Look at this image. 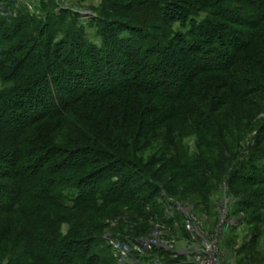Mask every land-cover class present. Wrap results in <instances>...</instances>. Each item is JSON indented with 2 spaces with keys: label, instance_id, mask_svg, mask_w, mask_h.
I'll return each instance as SVG.
<instances>
[{
  "label": "trees",
  "instance_id": "16d2710c",
  "mask_svg": "<svg viewBox=\"0 0 264 264\" xmlns=\"http://www.w3.org/2000/svg\"><path fill=\"white\" fill-rule=\"evenodd\" d=\"M122 1L105 0V11L134 21L129 9L145 6L144 19L158 23L145 25L148 31L137 38L130 36L140 31L134 25L95 17L103 30L109 27L114 33L108 36L118 41L116 48L108 38L102 48L86 42L83 28L58 29L59 21L72 14L68 9L55 17L35 18L32 24L27 15H8L6 7L0 8V132L6 141H0V264H120L109 235L122 241L146 235L106 233L108 223L91 215L97 203L115 206V211L128 206L169 222L167 215L150 208L160 187L142 174L139 161L118 156L109 138L102 136L103 128L114 123V110H125L129 122V111L143 107L145 102L139 108L131 103L133 94L158 99L140 117L136 131L152 142L149 132L162 119L174 113L204 114L202 103L218 91H201L199 101L188 94L202 74L230 71L220 93L225 101L255 105L264 93V81L241 68L245 54L264 68V0H244L250 4H239L246 8L238 6L243 16L231 15L232 0L220 5L216 0ZM198 7L207 11L206 18L194 22L189 34L172 33L171 24L194 21L191 16ZM71 22L76 25V20ZM58 32L63 35L59 41ZM235 66L240 74L231 71ZM6 81L14 84L5 86ZM94 81L99 84L93 86ZM155 112L158 120L148 124ZM186 156L182 167L192 171L191 161L198 160ZM18 215L21 227L16 226ZM64 223L69 225L66 234L61 231ZM162 254L154 247L136 257L153 263V258L163 260Z\"/></svg>",
  "mask_w": 264,
  "mask_h": 264
},
{
  "label": "rangeland",
  "instance_id": "374dc122",
  "mask_svg": "<svg viewBox=\"0 0 264 264\" xmlns=\"http://www.w3.org/2000/svg\"><path fill=\"white\" fill-rule=\"evenodd\" d=\"M9 1L6 4L0 0V8L6 7L8 15H27V21L31 18L32 24H35V18L55 17L60 14L61 9L72 11L74 15L69 14L67 18L63 17V21H59L58 29L61 26L64 30L74 27L82 32L83 28L84 40L100 48L107 44V38L108 41L112 40L108 43H113L114 48L119 45L116 44L118 41H113L114 33L109 27L103 30L101 22L93 21L95 17L120 19L124 23H130L140 30L138 34H130L137 38H141L148 31L146 26L158 23L156 19L145 20V6L129 9L130 15L136 16L134 21L124 15L113 16L105 11V0H12L14 4H9ZM216 2L220 5L224 0ZM121 3L128 4L129 1L124 0ZM225 3L229 5L227 3L230 2ZM232 3V16L241 15L238 11L239 4H250L244 0H232ZM151 8L148 7L149 12ZM244 9L246 8L240 6L239 10ZM198 10L191 16L194 21L184 25L180 22L171 24L172 33L189 34L193 23H200L208 15L202 8ZM157 14L160 15L158 11ZM71 20H76V25ZM235 29L240 27L235 26ZM260 32V46L263 47L264 31L263 34L262 30ZM110 34L113 36L109 38ZM62 37L61 32L55 35L57 41ZM45 40L44 38L43 41ZM160 40L164 42L165 38ZM122 56L125 57L124 54ZM260 57L256 58L259 60ZM243 59L241 68L246 67L243 73H255L264 81V68L261 65L255 66L257 61L249 60L246 54ZM101 67L104 68L103 65ZM239 70L235 66L231 71L239 73ZM229 73L230 71H221L200 75L188 93L193 95L194 100L200 99L201 91H218V94L211 98L209 96L202 103L204 114L198 117L189 112L174 113L171 118L162 119L161 123L156 124L158 128L149 132L152 142H147V138L143 140L136 131L141 128L140 117L144 112L147 113V108L153 104L156 106L158 99L133 94L130 101L136 108L141 103L145 104L138 111L134 108L129 111V122L125 119V110H114V118L111 119L114 123L104 125L108 129L103 128V139L109 138L114 147L112 151L117 152L118 156L139 161L140 170L144 172L142 174H146L149 182L160 187L158 195L150 203V208L152 206L160 214L167 215L169 222L162 223L156 217H146L142 213L128 210V206H122L119 211H115V206L97 203L92 206L91 215L108 223L105 227L106 233L116 231L139 236L140 232H144L142 235L146 236L137 239L160 241L161 244L156 246L163 252V260L160 262L166 261L167 264H264V93L257 96L258 103H254L255 105L237 99L225 101L220 93L225 89L224 82L228 80ZM1 83L0 81V87ZM13 84V81L5 82V86ZM96 84H99L98 81H94L93 86ZM114 101L110 99L108 102L114 106L113 109L116 108ZM158 115L156 112L152 113L148 116L147 123L157 121ZM0 141L6 142L1 132ZM186 155L191 160H198L191 161L194 165L193 172L189 167H182L187 161ZM142 174H139L141 181ZM20 221L23 220L18 215L16 226H22ZM68 229L67 223L61 226L63 234ZM14 233L18 234V227ZM165 241L170 247L162 245ZM202 256L203 262L200 263L199 258Z\"/></svg>",
  "mask_w": 264,
  "mask_h": 264
},
{
  "label": "built area",
  "instance_id": "2783aa9c",
  "mask_svg": "<svg viewBox=\"0 0 264 264\" xmlns=\"http://www.w3.org/2000/svg\"><path fill=\"white\" fill-rule=\"evenodd\" d=\"M109 241L112 244L114 254L118 258V262L120 264H167L165 263L166 261L160 262L161 259L159 258H154L153 263H150L146 259H140L136 257V254L144 255L146 252L151 251L154 247L161 244L159 243L160 241L149 239L122 241L120 239L111 237V235H109ZM163 244L167 247H170L169 245H167L166 241L162 243V245ZM199 259L198 260L200 261V263L203 262V256Z\"/></svg>",
  "mask_w": 264,
  "mask_h": 264
}]
</instances>
